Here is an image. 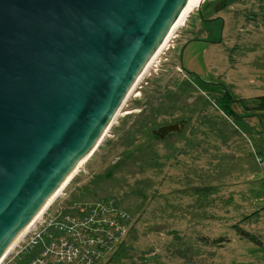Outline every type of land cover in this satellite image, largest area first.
Returning a JSON list of instances; mask_svg holds the SVG:
<instances>
[{"label":"rangeland","instance_id":"rangeland-1","mask_svg":"<svg viewBox=\"0 0 264 264\" xmlns=\"http://www.w3.org/2000/svg\"><path fill=\"white\" fill-rule=\"evenodd\" d=\"M175 32L157 73L136 83L46 212L102 203L126 215L122 239L96 264H256L235 225L264 204V110L255 108L264 96V0H204ZM187 79L189 94L179 90ZM146 104L155 128L184 118L185 130L137 135ZM15 260L1 264H23Z\"/></svg>","mask_w":264,"mask_h":264},{"label":"water","instance_id":"water-1","mask_svg":"<svg viewBox=\"0 0 264 264\" xmlns=\"http://www.w3.org/2000/svg\"><path fill=\"white\" fill-rule=\"evenodd\" d=\"M189 1L0 0V260L98 147Z\"/></svg>","mask_w":264,"mask_h":264},{"label":"built area","instance_id":"built-area-1","mask_svg":"<svg viewBox=\"0 0 264 264\" xmlns=\"http://www.w3.org/2000/svg\"><path fill=\"white\" fill-rule=\"evenodd\" d=\"M175 35L176 32L172 33L152 56L142 78L157 73L161 56L173 47ZM64 186L12 244L0 264L9 255L23 264H96L112 245L120 242L126 229V215L113 206L61 205L48 214L47 209Z\"/></svg>","mask_w":264,"mask_h":264},{"label":"trees","instance_id":"trees-1","mask_svg":"<svg viewBox=\"0 0 264 264\" xmlns=\"http://www.w3.org/2000/svg\"><path fill=\"white\" fill-rule=\"evenodd\" d=\"M187 78L189 77L188 75H186ZM192 83H190L188 81V79L184 82V84L181 85V87L179 88V90L181 92H189L191 90V86ZM189 94V93H188ZM174 93L171 92L169 94V91L167 92V97L169 96H173ZM226 95L229 96V93L226 91ZM170 99V97H169ZM172 102V101H171ZM170 105V104H169ZM173 106V105H172ZM186 107V105L184 106V108ZM161 108V107H160ZM170 108H173V107H170ZM255 108L258 109V110H264V96H259L257 97V104L255 105ZM164 110H167L166 108ZM162 110V111H164ZM155 109L153 107V105H145L141 110H140V113L137 115V119L135 121V133L138 135H145V136H148L149 138L147 139V141H150L151 139H154V135L152 133V130L155 128L154 126V121H155V118H156V113H155ZM157 112H161V109L160 110H157ZM133 135H127V138H126V142L128 144V146H131L133 145ZM202 190V189H201ZM249 216L251 215H248V216H245L244 219L248 218ZM236 227V231H237V235L239 236V238H243V239H246L250 242H253V243H260V241L257 239V237L255 235H253L252 233L244 230L243 228H241L239 226V224H236L235 225Z\"/></svg>","mask_w":264,"mask_h":264},{"label":"crops","instance_id":"crops-1","mask_svg":"<svg viewBox=\"0 0 264 264\" xmlns=\"http://www.w3.org/2000/svg\"><path fill=\"white\" fill-rule=\"evenodd\" d=\"M250 209V212L246 216H251L238 221L239 226L243 228V224H245L246 221L248 222L253 219L254 223L251 225L250 229H243L255 235L260 243L257 244L250 242L251 247L249 251L251 252V254L248 259L250 263L252 261H255L256 264H264V204L262 206L256 204L254 208L252 207ZM235 237L239 238L238 235H236Z\"/></svg>","mask_w":264,"mask_h":264},{"label":"bare ground","instance_id":"bare-ground-1","mask_svg":"<svg viewBox=\"0 0 264 264\" xmlns=\"http://www.w3.org/2000/svg\"><path fill=\"white\" fill-rule=\"evenodd\" d=\"M204 0H190L189 1V3L186 5V7L183 9V11L181 12V14L178 16V18L175 20V22H174V24L172 25V27H171V29L169 30V33L167 34V36H166V38L164 39V41L161 43V45L159 46V48L156 50V52L154 53V55L155 54H157L158 53V51L161 49V47L168 41V38L172 35V33H174L179 27H181V26H183L185 23H186V21H187V19H188V17L190 16V14L196 9V8H198V7H200V5H201V3L203 2ZM154 57V56H153ZM153 57H151V59L149 60V62L146 64V66H145V68L143 69V71L141 72V74H140V76H139V78H138V80H137V82L138 81H140L141 80V78H142V76H143V74H144V71L146 70V68H148L149 67V65H150V62L152 61V59H153ZM120 110L121 109H119L118 111H117V113H116V115H115V117H114V119H113V121L112 122H114V120L116 119V117L118 116V114H119V112H120ZM107 131H108V129H107ZM107 131H105V133H104V135H103V137H102V140L108 135L107 134ZM85 160V159H84ZM84 160L77 166V168L74 170V172L65 180V182L63 183V185L71 178V176L76 172V171H78V170H80V167L82 166V164H83V162H84ZM57 192H58V190H57ZM56 194V193H55ZM54 194V195H55ZM54 195H52L51 196V198L48 200V202H50L51 201V199L53 198V196ZM47 202V203H48ZM46 203V204H47ZM46 207V205L41 209V211L44 209ZM40 211V212H41ZM40 212L38 213V214H40ZM37 214V215H38ZM36 218V217H35ZM34 218V219H35ZM34 219L32 220V222L34 221ZM32 222H30V224L32 223ZM29 224V225H30ZM28 227V226H27ZM26 227V228H27ZM26 228L19 234V236L16 238V240L20 237V235H22L23 233H24V231L26 230ZM15 240V241H16ZM14 241V242H15Z\"/></svg>","mask_w":264,"mask_h":264},{"label":"flooded vegetation","instance_id":"flooded-vegetation-1","mask_svg":"<svg viewBox=\"0 0 264 264\" xmlns=\"http://www.w3.org/2000/svg\"><path fill=\"white\" fill-rule=\"evenodd\" d=\"M186 109H187V107H185ZM190 112H192L191 111V109H188ZM186 123H187V120L186 119H184V118H181V119H177V120H173V121H171L169 124H163V125H160V126H157L156 128H154L153 130H152V133H153V135H154V137L156 138V137H158V130L161 128V127H163V126H166V125H171V124H180V125H182V129L180 130V131H171V132H168L165 136H164V138L163 139H168L169 137H171L172 135H176V136H180L181 134H182V132L185 130V126H186ZM161 139V138H160Z\"/></svg>","mask_w":264,"mask_h":264}]
</instances>
